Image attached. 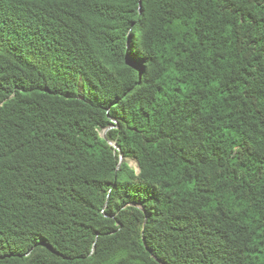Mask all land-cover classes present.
I'll list each match as a JSON object with an SVG mask.
<instances>
[{
    "label": "trees",
    "instance_id": "obj_1",
    "mask_svg": "<svg viewBox=\"0 0 264 264\" xmlns=\"http://www.w3.org/2000/svg\"><path fill=\"white\" fill-rule=\"evenodd\" d=\"M0 264H264V0H0Z\"/></svg>",
    "mask_w": 264,
    "mask_h": 264
},
{
    "label": "water",
    "instance_id": "obj_2",
    "mask_svg": "<svg viewBox=\"0 0 264 264\" xmlns=\"http://www.w3.org/2000/svg\"><path fill=\"white\" fill-rule=\"evenodd\" d=\"M109 129H110V128L104 130V132H103V137H104L105 139H108V138H107V132L109 131ZM110 143H111L112 146H114L117 150H119V151L121 152V161H120V164H119V168H120L121 164L124 163V162L126 161V159H125V157H124V154H123L121 148H120L116 143H114V142H110Z\"/></svg>",
    "mask_w": 264,
    "mask_h": 264
},
{
    "label": "rangeland",
    "instance_id": "obj_3",
    "mask_svg": "<svg viewBox=\"0 0 264 264\" xmlns=\"http://www.w3.org/2000/svg\"><path fill=\"white\" fill-rule=\"evenodd\" d=\"M128 161H129V163H131V165H132L133 167L137 168V163H136V161H134V160H132V159H129Z\"/></svg>",
    "mask_w": 264,
    "mask_h": 264
},
{
    "label": "clouds",
    "instance_id": "obj_4",
    "mask_svg": "<svg viewBox=\"0 0 264 264\" xmlns=\"http://www.w3.org/2000/svg\"><path fill=\"white\" fill-rule=\"evenodd\" d=\"M104 132V131H103ZM103 134V133H102Z\"/></svg>",
    "mask_w": 264,
    "mask_h": 264
}]
</instances>
